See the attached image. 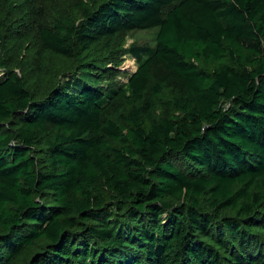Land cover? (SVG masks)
I'll use <instances>...</instances> for the list:
<instances>
[{
	"label": "trees",
	"instance_id": "obj_1",
	"mask_svg": "<svg viewBox=\"0 0 264 264\" xmlns=\"http://www.w3.org/2000/svg\"><path fill=\"white\" fill-rule=\"evenodd\" d=\"M0 71V264H264V0H0Z\"/></svg>",
	"mask_w": 264,
	"mask_h": 264
},
{
	"label": "rangeland",
	"instance_id": "obj_2",
	"mask_svg": "<svg viewBox=\"0 0 264 264\" xmlns=\"http://www.w3.org/2000/svg\"><path fill=\"white\" fill-rule=\"evenodd\" d=\"M47 3L48 0H42ZM61 4H73L76 0H53ZM157 29L149 31L134 32L126 35V43L120 47L118 54L121 55L122 65L119 67V71L122 74L116 75L113 79L114 84L126 83L130 74L137 70L136 58L129 53L132 47L139 48H154L156 45ZM2 72L0 71V78Z\"/></svg>",
	"mask_w": 264,
	"mask_h": 264
}]
</instances>
